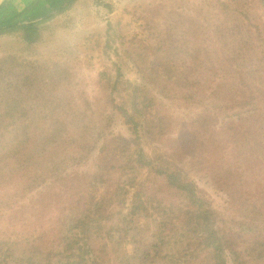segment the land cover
<instances>
[{"label":"trees","instance_id":"trees-1","mask_svg":"<svg viewBox=\"0 0 264 264\" xmlns=\"http://www.w3.org/2000/svg\"><path fill=\"white\" fill-rule=\"evenodd\" d=\"M75 1L38 0L34 5L43 13L28 7L18 13L21 19L0 23V34L37 42L38 26ZM217 1L221 19L223 14V24L212 31L218 58L207 52L201 60L195 50L191 68L172 65L175 71L202 70L206 99L175 151L190 163L205 157L220 144L207 128L221 117L217 129L231 127L245 189L251 188L252 167L264 164V0ZM37 17L43 19L18 23ZM87 47L88 40L87 65L94 68ZM57 65L48 56L0 58V177L10 176L15 188L0 216V264H264V225L244 229L239 223L238 233H228L173 152L151 156L139 144L152 142L156 130L143 121L155 103L146 89L132 87L120 105L121 71L100 70L96 95L84 109L67 90L69 69ZM152 68L159 76L172 72L164 63ZM228 96L233 99L220 115ZM116 115L135 135L136 147L114 132ZM159 123L168 125L162 118ZM229 183L222 178L219 188L230 195ZM141 221L151 224L148 234Z\"/></svg>","mask_w":264,"mask_h":264},{"label":"rangeland","instance_id":"rangeland-1","mask_svg":"<svg viewBox=\"0 0 264 264\" xmlns=\"http://www.w3.org/2000/svg\"><path fill=\"white\" fill-rule=\"evenodd\" d=\"M36 1L28 7L34 9ZM36 10L43 9L36 7ZM218 12L217 0H76L66 11L55 12L53 19L38 26L40 38L37 42L26 44L21 35L0 34V58L13 55L35 61L42 56L50 57L58 67L69 69L71 83L67 90L75 97V103L84 109L88 108L84 105L85 100L91 101L96 95L100 70L108 69L113 75L117 69L121 71L122 84L117 97L120 105L128 101L129 90L132 92L134 87L146 89L145 94L155 103L143 116V121L146 128L153 126L156 130L152 142L148 139L146 143L140 141L139 144L151 156L155 153L169 155L172 151L177 163L184 167L203 197L205 195L219 213L220 225L230 234L238 233L239 223L244 229L264 225V164L253 166L254 172L248 174L251 188H241L230 141L231 127L217 129L221 127V117L219 123L218 120L213 121L209 124L210 130L207 128L208 134L215 136L220 144L206 151L205 157L201 154L198 161L190 163L182 153L176 154L175 151L187 125L203 113L202 104L205 105L206 99L202 92L205 86L203 71H175L172 65L187 63L191 68L190 54L195 50L201 51V60H207V52L211 58H218L212 32L216 25L223 24V14L221 19ZM22 17L18 16L17 10L7 9L0 13V23H11ZM86 40L94 68L87 65ZM155 63H164L172 69L170 76H159V71L152 68ZM142 69L147 71L146 75ZM46 70L52 69L47 67ZM208 78L210 86L212 74ZM221 97L224 98L225 94ZM232 99L228 96L217 112L222 113ZM214 101L210 100L217 103L219 99ZM160 118L165 119L168 125L162 127ZM113 128L116 135L123 136L132 147H136L135 135L117 115ZM164 129L166 134L162 137L159 131ZM78 138L76 135L74 139ZM2 176L0 216L7 213L10 197L15 193L11 177ZM222 178L230 181V195L219 188ZM2 223L0 220V227ZM149 225L152 229L149 222L141 221V226H144L142 232L148 234Z\"/></svg>","mask_w":264,"mask_h":264},{"label":"crops","instance_id":"crops-1","mask_svg":"<svg viewBox=\"0 0 264 264\" xmlns=\"http://www.w3.org/2000/svg\"><path fill=\"white\" fill-rule=\"evenodd\" d=\"M33 1L34 0H7L5 6H7V9H15L18 13H22L33 3Z\"/></svg>","mask_w":264,"mask_h":264},{"label":"water","instance_id":"water-1","mask_svg":"<svg viewBox=\"0 0 264 264\" xmlns=\"http://www.w3.org/2000/svg\"><path fill=\"white\" fill-rule=\"evenodd\" d=\"M6 1L7 0H0V13H4L7 10V6H5V2ZM42 19H43V17H41V18L37 17L35 19H30V20H23V21L21 20L18 23H19V25H26V24H29V23H36V22H38V21H40Z\"/></svg>","mask_w":264,"mask_h":264}]
</instances>
